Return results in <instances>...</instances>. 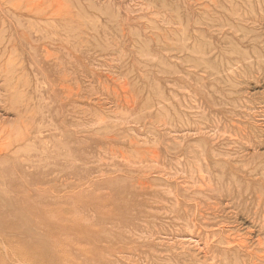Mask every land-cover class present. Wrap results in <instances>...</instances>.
I'll return each instance as SVG.
<instances>
[{
  "label": "rangeland",
  "instance_id": "374dc122",
  "mask_svg": "<svg viewBox=\"0 0 264 264\" xmlns=\"http://www.w3.org/2000/svg\"><path fill=\"white\" fill-rule=\"evenodd\" d=\"M263 207L264 0H0V264L247 263Z\"/></svg>",
  "mask_w": 264,
  "mask_h": 264
},
{
  "label": "bare ground",
  "instance_id": "6f19581e",
  "mask_svg": "<svg viewBox=\"0 0 264 264\" xmlns=\"http://www.w3.org/2000/svg\"><path fill=\"white\" fill-rule=\"evenodd\" d=\"M202 2V1H201ZM209 8V7H208ZM212 11V10H211ZM231 28V27H230ZM47 57V56H46ZM225 134V133H224ZM225 136V135H224ZM216 143V142H215ZM196 160V159H195ZM259 168V167H258ZM244 169V168H243ZM257 170V169H256ZM263 170V169H262ZM255 174V173H254ZM191 175V174H190ZM194 177V176H193ZM203 180V179H202ZM192 181V180H191ZM200 186V185H199ZM210 186H211V184H210ZM201 188V187H200ZM204 189V188H203ZM246 192V191H245ZM229 195V194H228ZM227 196V195H226ZM232 196V195H231ZM258 196V195H257ZM259 197V196H258ZM227 199H228V196L226 197ZM259 199V198H258ZM257 199V200H258ZM256 200V201H257ZM259 201H261V200H258V203L260 204V202ZM227 202V201H226ZM238 203V202H237ZM257 202H256V204H258ZM256 204H255V206H256ZM258 204V205H259ZM258 205H257V207H258ZM257 207H254L256 210L259 208H257ZM217 208V207H216ZM263 209H264V207H263ZM263 212H264V210H263ZM256 213V212H255ZM255 213H253L254 215H255ZM259 213H261V212H259ZM264 214V213H263ZM262 214V218L264 217V215ZM259 217V216H258ZM261 218V219H262ZM258 219V218H257ZM259 221V220H258ZM264 221V220H263ZM205 222V221H204ZM254 222V221H253ZM258 224V223H257ZM261 224H262V222H261ZM260 224V225H261ZM255 225V224H254ZM258 226V225H257ZM255 227V226H254ZM264 227V226H263ZM261 228V229H260ZM254 229V228H253ZM257 230V229H256ZM259 230H262V225H261V227H259V229H258V231ZM258 231H256V232H258ZM260 232V231H259ZM257 234V233H256ZM258 234H261V233H258ZM224 235V234H223ZM263 236H264V233L262 234ZM262 235H257L256 237V242H257V244L256 243H254L253 245H257L258 247H259V245H264V238H262L261 236ZM213 236V235H212ZM245 236V235H244ZM251 237V236H250ZM249 237V238H250ZM253 237V236H252ZM227 238V237H226ZM226 238H222V237H220L219 238V242L220 243H223V242H225L226 241ZM243 238V237H242ZM255 238V237H254ZM225 239V240H224ZM252 240V239H251ZM250 240V241H251ZM229 241V240H228ZM242 241H244V240H242ZM245 242V241H244ZM244 242H241L242 244L244 243ZM225 243H227V242H225ZM242 244H240L241 246H242ZM245 246V245H244ZM246 247H248V245H246ZM253 247V246H252ZM251 247V249H253ZM257 247V248H258ZM261 247V246H260ZM245 248V247H244ZM256 247H255V249L254 250H252V252L249 254L248 252H247V263L245 262L246 260H244V259H242L241 257H237V256H234L233 258L231 257H228L226 254H221L220 255V259H218V261L217 260H215V261H217V264H264V253L262 254V253H258V252H261V251H259V249H257ZM262 248V247H261ZM247 249V248H246ZM251 249H250V251H251ZM215 250V249H214ZM233 250H234V248H233ZM243 250V249H242ZM262 250V249H261ZM264 250V249H263ZM236 251V250H235ZM249 251V250H248ZM238 252V251H237ZM264 252V251H263ZM214 255V254H213ZM205 256V255H204ZM207 256V255H206ZM212 255L210 256V258L212 259ZM245 257V256H244ZM207 258V257H206ZM219 258V257H218ZM246 259V258H245ZM214 262H211L210 264H213ZM215 264V263H214Z\"/></svg>",
  "mask_w": 264,
  "mask_h": 264
}]
</instances>
